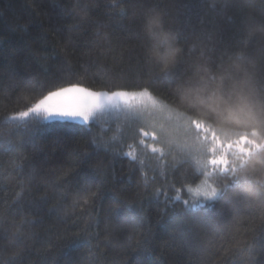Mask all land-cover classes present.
Segmentation results:
<instances>
[{"label": "snow or ice", "instance_id": "6c2138e0", "mask_svg": "<svg viewBox=\"0 0 264 264\" xmlns=\"http://www.w3.org/2000/svg\"><path fill=\"white\" fill-rule=\"evenodd\" d=\"M128 3L132 18L129 20V12L125 8H120L116 15L129 35L141 37L142 34L146 43H141L138 49L132 51L125 49L128 55L127 72L123 67L112 69L104 65V72L94 73L92 78L98 80L102 89L108 90L97 91L86 83L88 68L81 65L76 69L67 59L61 60L60 67L56 69L41 66L39 75L35 72H28L27 75L20 73L10 64L7 71L15 88L19 90L23 85L26 92L34 94V99L39 97L26 111L19 112L11 119L27 118L32 114L44 122L75 123L86 132H91L92 126L110 113H131L139 143L153 154L158 162L159 175L167 179L169 169L175 175L180 168L188 165L192 169L194 182L198 181L194 188L182 185V189L186 188L190 195L182 200L183 207L180 209L163 188L152 193V199L164 205L165 215L170 219L181 214L187 217L182 222L180 233L185 249L198 247L196 241L200 230L208 229L223 240L219 254L224 258V264H231L241 256H246L251 264H255L257 248L264 252V176L253 179L258 173L264 174V0H259V4L256 0H244L243 3L240 0H220L218 5H211L221 16L228 9L241 13L240 23L227 39L218 36L215 27L206 31L203 39L196 37L209 51L220 52L219 78L216 75L205 78V75L189 73L187 69L181 71V67L188 63L184 59L186 50L177 46L181 38L187 39L181 28L169 27L165 19L167 13L157 7H149L146 0H128ZM77 7L84 16L69 13L76 23L60 29L68 33L69 42L79 39L74 34L83 27L82 21L88 22L87 5L78 4ZM59 22L63 24V21ZM212 23L215 26V21ZM133 27L137 29L134 33ZM194 48L195 44L187 51L190 53ZM230 51H233L234 62L224 68L223 57ZM205 54L201 52V56ZM123 56L124 52L118 63L123 64ZM233 56H229V59L232 60ZM157 67L160 68L159 73L153 70ZM200 68L205 74L208 72L205 65H200ZM117 76L121 79L131 78L134 83L125 82L115 86L111 80ZM153 85L166 91L171 102L181 105L184 111L170 108ZM4 87V80L0 77V90ZM132 101H137V104L134 105ZM157 112L168 113L166 123L153 118ZM11 135V132L7 136L0 134V152L16 155L30 147L35 148L34 142L26 139L14 141ZM148 140L151 143H146ZM86 145L92 151L74 152L72 168L75 177L79 178L80 191L90 193L85 196L84 203L94 204L101 198L100 190L108 182L109 173L101 165L94 166L91 161L101 151L107 153L108 148L107 144L98 142L96 136L86 141ZM173 152L179 154V159L173 155V163L168 164L165 158ZM124 155L137 161L132 151ZM138 163L146 191L149 177L143 171L145 160L141 158ZM32 175L35 180V174ZM229 177L232 178L231 182L221 183ZM67 183V180L58 179L51 184V188L47 183H36L35 191L42 195L28 201L23 209L35 219L25 218L23 223L35 228L37 225L42 227L48 219L58 218L60 209L49 208L48 204L51 199L61 196L60 190ZM92 186H95V191L91 190ZM229 191L236 193L228 200L235 206L231 218L208 215V211L225 201ZM161 196L164 197L162 201ZM61 198L67 199V193ZM111 204L106 232L114 237L128 235L131 239L130 231L143 226L144 198L139 192L130 199H125L123 193L114 194ZM241 206L246 207V214L251 220L236 218L242 212ZM86 224L83 230L87 232L92 228V223ZM240 225L244 226L243 229ZM23 235L21 233L9 241V246L16 249L11 255L6 256L8 247L0 248V264H26V258L33 249L23 243ZM27 235L37 240L43 239L37 233L29 232ZM94 238L98 241L99 249V234ZM48 243L51 244V241ZM147 243L148 240L144 239L143 244ZM109 245L110 242L106 244ZM136 247H142L140 241L136 242ZM43 264H49V259H45ZM135 264H140L139 256ZM197 264H207V261L200 257Z\"/></svg>", "mask_w": 264, "mask_h": 264}, {"label": "trees", "instance_id": "16d2710c", "mask_svg": "<svg viewBox=\"0 0 264 264\" xmlns=\"http://www.w3.org/2000/svg\"><path fill=\"white\" fill-rule=\"evenodd\" d=\"M219 2L220 0H146L149 7H157L166 12L168 26L181 28L183 36L187 38H181L177 45L186 50L184 59L188 62L181 67V71L187 69L189 73L199 72L205 78L211 75L219 78L220 52L209 51L196 39L197 36L203 39V34L214 27L218 36L222 35L227 39L240 23L239 11L224 10L225 14L221 16L216 8L211 7ZM240 2L243 3L244 0ZM256 3L259 4V0ZM78 4L87 5L88 22L82 21L83 27L74 34L79 39L69 42L68 33L60 29L76 23L69 13L84 16L77 7ZM120 8L128 9L130 20L132 9L128 0H0V77L5 85L0 90V134L7 136L11 132L12 140L26 139L35 145V148L30 147L16 155L0 152V248L8 247L6 256L11 255L16 249L9 246V241L23 233V243L33 249L26 258V264H43L45 259H49V264H135L138 256L140 264H188L189 261L197 264L200 257L205 258L207 264H224V258L219 254L223 243L220 236L208 229H201L196 241L198 247L186 250L180 233L182 222L187 217L181 214L170 219L165 215L164 205L152 199L153 191L163 188L176 201L177 209H180L183 207L182 200L190 195L186 188L182 189V185L194 188L198 181L194 182L192 169L188 165L180 168L175 175L169 169L167 179L159 175L158 162L150 150L139 143L131 113H110L96 122L99 126L94 124L91 132H86L75 123L44 122L32 114L27 118L11 119L19 112L26 111L39 97L34 99V94L26 92L23 85L19 90L15 88L7 71L10 64L20 73L27 75L28 72H35L39 75L41 66L56 69L60 67L61 60L67 59L76 69L81 65L88 68L86 83L94 90H108L102 89L98 80L92 78L94 73L104 72V65L112 69L123 67L127 72L128 55L125 49H138L146 41L142 39V34L141 37L129 35L121 26L119 16L116 15ZM233 16L235 18H230ZM59 21H63V24ZM135 31L137 29L133 27V33ZM193 44L195 48L189 53L187 50ZM202 51L206 53L205 56H201ZM233 51L223 57L224 68L234 62ZM122 52L124 62L120 64L118 61ZM229 56H233V59L230 60ZM200 65L208 68L206 74ZM153 70L160 72L159 67ZM28 78L31 79V76ZM125 82L134 83L133 79L127 77L121 79L117 76L111 80L115 86ZM9 84L12 86L9 87ZM153 88L170 108L184 111L181 105L171 102L166 91L157 85H153ZM159 117L157 112L153 118ZM92 136H96L101 144H107V153L101 151L91 163L94 166L101 165L108 171L109 180L100 190L101 198L94 204H85L84 198L90 193L82 192L78 188L79 178L75 177L72 168V154L80 151L91 152L92 148L86 145V141ZM128 151L137 156V161L134 162L124 155ZM173 155L179 159V154L173 152L165 158L168 164L173 163ZM141 158L145 160L143 171L149 177L146 191L141 180V165L138 163ZM32 174H35V180ZM262 176L264 174L258 173L253 179H260ZM58 179L68 181L60 190L61 196L67 193V199L57 196L48 204L49 208L60 209L58 218L46 220L42 227L37 225L29 228L23 223L24 219L35 218L23 209L28 201L42 195L35 191V184L47 183L51 188V184ZM231 179L229 177L221 183L231 182ZM91 190L95 191V186ZM137 192L145 200L143 226L130 231L131 239L128 235H110L106 228L109 227L112 196L123 193L125 199H130ZM24 193L30 195L25 196ZM234 195L236 193L229 191L225 201L207 214L231 218L235 206L228 203V200ZM163 199L161 196L160 200ZM241 207L242 212L236 218L242 221L251 220L246 214V207ZM86 222L92 223V228L87 232L83 230L87 227ZM259 224L257 220V227ZM240 227L243 229L244 226ZM29 232L37 233L43 239L30 238L27 235ZM97 234L99 249L98 241L94 238ZM144 239L148 240L147 244H143ZM137 241L141 242V248L136 247ZM108 242L110 245L106 246ZM231 264L251 262L246 256H241L236 257ZM255 264H264V252L259 248L256 250Z\"/></svg>", "mask_w": 264, "mask_h": 264}, {"label": "rangeland", "instance_id": "374dc122", "mask_svg": "<svg viewBox=\"0 0 264 264\" xmlns=\"http://www.w3.org/2000/svg\"><path fill=\"white\" fill-rule=\"evenodd\" d=\"M97 91H99V90H97ZM132 103L135 105V104H137V101H132ZM159 114H160L159 119H155V120L166 123L167 122L168 113L167 112H159Z\"/></svg>", "mask_w": 264, "mask_h": 264}]
</instances>
